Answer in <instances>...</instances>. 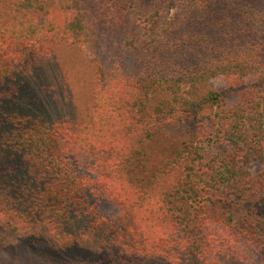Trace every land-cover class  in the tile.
I'll use <instances>...</instances> for the list:
<instances>
[{
	"label": "trees",
	"instance_id": "16d2710c",
	"mask_svg": "<svg viewBox=\"0 0 264 264\" xmlns=\"http://www.w3.org/2000/svg\"><path fill=\"white\" fill-rule=\"evenodd\" d=\"M2 1L0 85L58 45L96 83L77 118L0 122V227L82 232L103 264H264V0Z\"/></svg>",
	"mask_w": 264,
	"mask_h": 264
},
{
	"label": "rangeland",
	"instance_id": "374dc122",
	"mask_svg": "<svg viewBox=\"0 0 264 264\" xmlns=\"http://www.w3.org/2000/svg\"><path fill=\"white\" fill-rule=\"evenodd\" d=\"M0 16L9 9L2 7ZM96 83L95 70L85 53L71 45L55 46L38 59L28 71H20L0 85V122L13 115L32 121L55 123L80 116L91 100ZM222 79L211 80L202 88H223ZM183 137L181 126H172L158 141H148L153 164H158ZM17 166L21 160H15ZM86 225L79 230L86 229ZM80 232L68 240L40 231L19 232L0 227V264H103L94 239ZM66 237V236H65Z\"/></svg>",
	"mask_w": 264,
	"mask_h": 264
}]
</instances>
